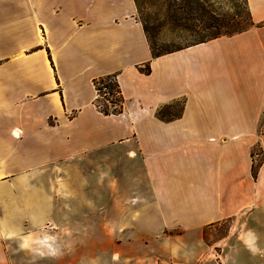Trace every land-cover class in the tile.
<instances>
[{
	"label": "crops",
	"instance_id": "1",
	"mask_svg": "<svg viewBox=\"0 0 264 264\" xmlns=\"http://www.w3.org/2000/svg\"><path fill=\"white\" fill-rule=\"evenodd\" d=\"M245 3L247 29L155 55L134 0H0V264L56 253L64 182L104 149L147 188L127 225H264V0ZM107 76L122 102L104 115L94 81ZM236 240V264H264V231Z\"/></svg>",
	"mask_w": 264,
	"mask_h": 264
},
{
	"label": "rangeland",
	"instance_id": "2",
	"mask_svg": "<svg viewBox=\"0 0 264 264\" xmlns=\"http://www.w3.org/2000/svg\"><path fill=\"white\" fill-rule=\"evenodd\" d=\"M134 2L137 20L153 54L238 33L251 24L245 0ZM99 81H94L96 89L104 83ZM98 102L106 104L102 99ZM108 152L100 150L95 160H80L78 177H68L64 182L67 184L63 192L61 229L64 238L52 241L53 246L57 244L56 253L51 256L38 245H32L30 249L12 255L14 264H147L148 261L157 264H236V260H232V245L237 242V234L264 231V225L246 223L244 217L190 234H183L177 228L167 230L157 226L152 229L150 225L140 223L127 225L126 220L139 217L142 203L138 202L147 199V188L140 172L132 178L120 176L119 162L106 160ZM255 154L253 161L257 170L259 153ZM109 165L115 171L106 175ZM71 185H74L73 197ZM126 233L133 235L126 236ZM249 263L261 264L262 260L249 258Z\"/></svg>",
	"mask_w": 264,
	"mask_h": 264
},
{
	"label": "trees",
	"instance_id": "3",
	"mask_svg": "<svg viewBox=\"0 0 264 264\" xmlns=\"http://www.w3.org/2000/svg\"><path fill=\"white\" fill-rule=\"evenodd\" d=\"M229 35H231V34H229ZM212 38H216V37H212ZM209 39H211V38H209ZM155 55H158V54H155ZM145 72H148V68L145 69ZM111 78H113L112 82H110ZM98 80L104 81L103 86L106 87L109 95L113 96L115 91H117V93H119L118 86L116 83V79L114 76H107V77L99 78ZM94 83H96V82H94ZM121 102H122V98H121V95L119 93L116 99L113 98L111 101H109L110 106L113 108H111V110H109L108 106L105 105L103 107V109L100 110V112L104 115L117 113L120 111ZM255 175H256V169L254 168V166H252V176L255 177Z\"/></svg>",
	"mask_w": 264,
	"mask_h": 264
},
{
	"label": "built area",
	"instance_id": "4",
	"mask_svg": "<svg viewBox=\"0 0 264 264\" xmlns=\"http://www.w3.org/2000/svg\"><path fill=\"white\" fill-rule=\"evenodd\" d=\"M112 81H113V80H112ZM97 85H98V84H97ZM94 88H95V87H94ZM114 95H116V96H114ZM114 95H113V96L109 95V93L106 91V87L103 86V85H99V88H97V89L95 88V97H94V100H93V106H94L98 111L102 110L103 107H104L105 105H107L108 107H110V109L113 108V107L110 106L109 101H111V100L113 99V97H117V96H118L117 93H114ZM105 97H106L107 99H106ZM100 99H102L103 101H105L106 104L103 105V104L99 103L98 101H99ZM14 136L17 137V134L15 133Z\"/></svg>",
	"mask_w": 264,
	"mask_h": 264
}]
</instances>
